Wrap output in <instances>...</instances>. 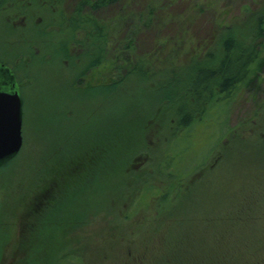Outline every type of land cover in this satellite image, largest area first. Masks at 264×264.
I'll return each mask as SVG.
<instances>
[{
	"label": "rangeland",
	"instance_id": "374dc122",
	"mask_svg": "<svg viewBox=\"0 0 264 264\" xmlns=\"http://www.w3.org/2000/svg\"><path fill=\"white\" fill-rule=\"evenodd\" d=\"M54 3L17 0L0 8V61L16 70L24 97L23 147L0 168V264H264V73L258 88L244 87L230 104L229 126L241 131L232 135L221 111L183 135L178 148L192 154L185 168L207 160L181 179L161 167L160 153L175 132L174 106L160 101L167 92L138 75L106 95L104 82L133 65L115 56L123 32L114 26L110 59L73 81L85 33L60 25ZM154 3L152 26L130 36L136 56L148 61V76L159 73L162 82L171 67L188 62L189 40L209 44L221 23L249 27L253 11H264V0H121L98 15L113 21L123 12L137 24L142 8L150 12ZM49 33L57 49L68 50L67 60L45 52ZM196 177L217 184L211 211L202 212L210 222L188 212L173 217L180 226L175 242L170 220L157 219L159 197L140 200L148 189L161 195ZM174 211L164 214L182 212Z\"/></svg>",
	"mask_w": 264,
	"mask_h": 264
},
{
	"label": "trees",
	"instance_id": "16d2710c",
	"mask_svg": "<svg viewBox=\"0 0 264 264\" xmlns=\"http://www.w3.org/2000/svg\"><path fill=\"white\" fill-rule=\"evenodd\" d=\"M15 1L17 0H0V8L7 4L14 3ZM40 1L54 5H56L54 2H59L58 6L60 7V10H58V12L60 17L58 22L60 25L63 26L67 24V28L73 34L78 31H83L85 33L81 49L82 51L76 54L74 58L72 57L75 62H79V70H77V75L73 81L78 80V77L82 78L88 73V71L110 59L112 49V45H110V35L112 31L111 27L114 26L113 28L120 29L123 32L121 36L117 38L120 41L116 40L118 44L116 47L117 49L114 50V53H116L115 56H118L117 52H120L118 61H131L133 65L131 66L132 69H126L124 76H122L121 79L110 83L104 82V87L108 88L110 91L107 92L106 95H110L112 92L116 91L120 84H125L138 75L140 77H149L148 79H150L154 85L158 86L156 88L158 93L164 91L167 92L165 97L160 101H170L171 104H173L172 106H174V111L170 116V121H172L170 124H173L172 130H175V132L172 134L173 138L169 140L167 149L160 153V155H164L161 160V167L164 172L173 168L175 174L183 179L194 174L206 164L207 158L204 159L203 163H190V167L185 168V160L192 156V154H187L188 150L186 152L181 151V149L178 148L183 135L190 136L189 129L199 121L209 118L214 113L224 111L226 117L225 121L227 120L231 133L233 131L239 132L241 131V128L244 127L239 125L235 127L229 126L228 110L237 92L244 89V87H249L251 85L258 88L259 84L262 82V74L264 73V11H253L252 19L255 20L250 23L251 26L249 27L244 25V23L238 25L239 22L229 25L221 23L215 29L212 37L213 40L211 39L209 44H202L201 41L197 40H189L186 44L188 45L187 48L191 49L192 52L187 55L188 62L179 66L178 69L171 67L168 73L165 74L164 78L167 79H163L162 82L160 78L161 76H159L161 74L159 73L156 75L154 73V75L148 76L147 70L144 67L148 62L147 59L141 56L137 57V51L133 49L135 48L134 42L136 38L134 35L137 33L136 31L142 26L151 27L153 24L157 8L156 3L152 5L150 12H146L142 8L143 11L140 12L139 17L136 19L137 24H134L133 21L130 22L131 19L129 20L128 17H126L127 15L123 12L118 14L119 16L116 15L113 21L112 19L107 20L105 15L104 18L98 15V12L103 7L105 8L106 6L117 3L121 0H76L75 3L68 6H66L65 0ZM36 2L38 3V1ZM204 6L205 5L202 3L200 7L204 8ZM50 7L52 6L50 5ZM53 13L57 14V9H55V7ZM39 23V27L43 26L41 21ZM50 24L51 23H47L46 25ZM242 30H244V32H242ZM132 32L135 33L130 36ZM46 35L49 37L46 40L47 43L43 44L45 52L51 54L53 58H59V60L61 59L63 61L67 60L68 50L66 49L67 52H65V50L61 51L57 49L59 47L55 45L53 41H50L52 40L50 33ZM166 41L163 40L161 43L166 44ZM66 47H68V44H66ZM38 57L42 58L44 57V54L39 55ZM33 59L37 60V55L33 56ZM73 60L70 59V62L72 63ZM33 65L34 64L31 66ZM186 65L188 68H185ZM31 66H28V73H32L29 71V69L32 68ZM14 71L16 72V70ZM182 89L184 90L182 91ZM207 114L210 116H207ZM183 131L187 133H184ZM232 135H234V132ZM223 136L225 137V134L222 135V137ZM222 137L220 138V142ZM171 142L174 144L172 148L169 147ZM215 153H213V155L216 156ZM13 159L0 165V168L7 165ZM215 164L217 163L215 162ZM173 170L169 171L168 174L173 176ZM215 187H217V184L214 180H211V183H209L204 179L196 177L192 178L187 183H184V186H181L178 189L170 188L168 193L165 191L161 195L156 192L153 193L148 189L145 197L140 200V203L144 201L148 202L151 198L155 199L156 197H159V200L161 201L159 203L161 204V209L159 210L157 219L162 222H165L167 219L170 220V227L177 230L175 242L180 243V232H178L180 226L172 222V218H179L183 212H186V214L188 212L193 215V220H198L199 223L204 224V220L206 223L210 222V216H206L203 220L202 212L211 211V208H209L207 203L214 200L211 197V194L212 192H215ZM52 188L53 187L48 186L42 191V193L47 195ZM187 190H192V194L185 197V191ZM48 196H50V193ZM227 198L228 196H225L221 201L226 202L228 201ZM181 208L186 209L183 210ZM172 211L182 212L181 214L178 213L171 215L170 217H167V215L164 214ZM227 211L228 210H221L218 211V213H227ZM35 246H32L34 252L37 250ZM193 249L196 248H192V251ZM45 251L48 252L49 250ZM211 254V251H209L207 255L209 256ZM25 262H28L27 258L25 259Z\"/></svg>",
	"mask_w": 264,
	"mask_h": 264
},
{
	"label": "water",
	"instance_id": "95a60500",
	"mask_svg": "<svg viewBox=\"0 0 264 264\" xmlns=\"http://www.w3.org/2000/svg\"><path fill=\"white\" fill-rule=\"evenodd\" d=\"M24 97L10 65L0 61V165L16 157L24 144Z\"/></svg>",
	"mask_w": 264,
	"mask_h": 264
},
{
	"label": "flooded vegetation",
	"instance_id": "af4514ba",
	"mask_svg": "<svg viewBox=\"0 0 264 264\" xmlns=\"http://www.w3.org/2000/svg\"><path fill=\"white\" fill-rule=\"evenodd\" d=\"M3 62V61H2ZM5 63V62H4ZM7 64V63H6ZM9 65V64H8ZM11 67V66H10ZM12 68V67H11ZM13 69V68H12ZM16 73V72H15ZM17 75V74H16ZM18 77V76H17ZM18 80H19V78H18ZM19 83H20V80H19ZM21 84V83H20Z\"/></svg>",
	"mask_w": 264,
	"mask_h": 264
}]
</instances>
